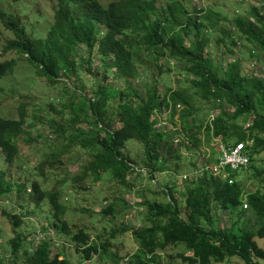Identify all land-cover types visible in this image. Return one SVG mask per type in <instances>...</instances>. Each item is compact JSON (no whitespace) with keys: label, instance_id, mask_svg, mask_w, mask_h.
I'll return each instance as SVG.
<instances>
[{"label":"trees","instance_id":"1","mask_svg":"<svg viewBox=\"0 0 264 264\" xmlns=\"http://www.w3.org/2000/svg\"><path fill=\"white\" fill-rule=\"evenodd\" d=\"M160 2L166 6L159 8ZM263 8L253 4L246 15L234 17L231 28L223 31L230 45H234L232 36L237 33L244 42L264 54ZM208 16L218 15L209 12ZM204 19L193 18L179 0H117L107 5L98 0H59L53 24L43 38L28 35L15 15L6 20L1 18V22L13 35L5 51L23 54L36 69L37 76L50 84L58 83L62 75H76L85 64V71L90 75V54L96 49L102 80L97 83L92 99L82 96L86 104L78 105V110H71V121L79 122L80 115L86 118V113H90L93 128L101 133L89 131L81 135L73 128L67 130H71V138L89 150L92 160L83 166V170L95 174L96 179L100 172H110L121 184H126L131 170L121 149L129 141L143 145L146 168L151 177L155 171H163L169 162L177 164L182 158L181 149L197 154L202 145L213 141L226 145L243 143L249 165L255 156L264 152V79L244 73L237 58L227 61L224 67L216 65L206 53L209 41L204 35V30L211 33L216 29V23L209 29L201 23ZM223 42L218 39L217 48ZM79 46L83 47L82 53ZM142 51L155 62L160 74L163 70L158 64L160 58L175 60L189 79L192 93L187 88H179L161 94L155 79L143 83L144 93L132 87V81L144 78L142 73L148 64V60L139 63ZM228 54L233 55L229 51ZM15 63L14 60L0 62V78L11 74ZM110 75L122 80L125 89L113 90L109 85ZM195 97L217 113L211 123H202L194 130L187 118L198 111L193 102ZM113 98H117L118 103L110 106ZM177 105L185 109L179 119L186 139H178L177 149H173L177 129L172 130L174 134L159 129L156 113L171 110L173 118ZM109 106L116 109L108 116ZM20 112L16 120L0 116V150L9 164L19 154L17 140L25 124L24 113ZM112 118L118 122L119 128H112ZM203 170L201 177L187 181L188 186L180 194L185 206L184 218L173 196V185L165 187L168 198L164 204L156 201L144 203L148 224L133 231L137 249L126 264H151L156 260L157 250L178 244H183L190 253L179 255L187 264L221 263L231 258L244 264L264 261V249L255 241V237L264 238V172L255 173L263 177V188L244 194L241 184L234 178L236 172H230L223 180L215 177L208 168ZM22 189L17 187L18 192ZM9 190L11 186L0 178V194ZM29 194L37 206L44 199L49 202L51 221H54L58 233L80 247L85 260L107 250L105 243L91 240L83 229L70 230L63 219L66 208L59 201L58 191H44L34 181ZM214 206L229 216L239 209L241 215L253 216L260 225L255 230L249 229L248 220H245L237 230L234 229L236 223L231 228H220L213 217ZM100 214L111 217L113 208L108 205ZM10 218L15 225L21 223L16 215ZM27 239L22 234L10 239L12 264L20 261V264H69L65 258L59 259L61 254L52 255L49 241L37 240L30 249L25 244Z\"/></svg>","mask_w":264,"mask_h":264},{"label":"rangeland","instance_id":"2","mask_svg":"<svg viewBox=\"0 0 264 264\" xmlns=\"http://www.w3.org/2000/svg\"><path fill=\"white\" fill-rule=\"evenodd\" d=\"M98 1L102 5H107L117 0ZM179 1L193 18L205 17L201 23L207 25V28L210 29V25L216 23V29L211 33L204 30V35L209 41L206 53L216 65L224 67L227 61L237 58L244 73L258 75L264 79V54L244 42L237 33L232 36L234 45H230V41L223 34V31L231 28L234 17L246 15L250 6L253 4L260 6L264 0H255L252 4L247 0ZM58 3L59 0H0V62L8 60L16 62L12 73L0 78V116L16 120L22 110L25 117L23 133L17 140L19 148L17 158L9 164L0 150V178L6 185L11 186L8 193L0 194V264L13 263L10 239L16 234L28 237L25 243L28 248L31 244L35 245L37 240L49 241L52 255L61 254L59 259L63 257L69 264H126L127 259L137 249L133 231L148 224L144 203L156 201L164 204L167 197L162 188L168 184L173 185L175 187L173 196L177 199L181 216L184 218L185 206L180 194L188 186L187 181L201 177L202 170L213 164L218 155L217 146L214 141L206 143L197 154L181 149L182 158L177 164L169 162L163 171H155L151 177L149 169L146 168L147 160L143 145L129 141L121 149L122 156L130 165L146 171L139 173L129 171L126 184H121L110 172H100L99 178L96 179L95 174L83 170V166L92 160L89 150L84 149L80 141L71 138V130L67 129L73 128L81 135L82 132L87 134L89 131H93L94 134L101 133L93 128L90 113H86V118L80 115L79 122L71 121L73 117L71 110H78V105L86 104L82 96L92 99V94L97 90V83L102 80L101 63L96 49L90 54L92 71L90 75L85 71V64L76 75H62L55 84L38 77L36 69L27 62L23 54L5 51V46L13 39V35L4 28L1 18L6 20L8 16L15 15L28 35L36 39L43 38L53 24ZM165 6L164 2L158 4L159 8ZM209 12L218 16L209 17ZM218 39L224 40L219 48L216 46ZM79 47L82 53L83 47ZM228 51L233 55L230 56ZM145 60H148V64L142 73L144 78L131 82L136 90L144 93L143 83L155 79L161 94L179 88H187L192 93L188 84L189 79L175 60L160 58L158 64L163 69L161 74L155 62L150 61L142 51L139 63L144 64ZM109 85L115 91L125 89L124 82L111 75ZM193 102L198 111L192 112L193 116L187 118V122L195 130L197 126L206 122L211 108L197 97L193 98ZM117 103L118 99L113 98L110 106ZM110 106L108 116L115 113L116 109L115 106L114 108ZM184 110L183 106L176 108L173 118L171 110L156 113V125L159 129L170 130L167 131L169 134H174L175 131L172 130L177 129L173 149H177L178 139L180 141L186 139L179 119ZM111 126L119 128L116 121H112ZM256 172L259 174L264 172V152L255 156L246 169L234 174L244 194L263 188L261 182L263 177L256 176ZM34 181L39 183L44 191H58L59 201L66 208L63 219L71 231L83 229L91 240L105 243L107 250L93 255L91 260H85L82 249L68 237L58 233L54 221H51L52 210L49 202L44 199L37 206L30 199L29 191ZM18 186L23 188L22 191L18 192ZM108 205L113 208V215L104 217L100 211ZM12 215L20 217L21 223L18 225L12 223L10 218ZM247 215H241L238 209L229 216L218 207L213 208V217L220 228H231L236 223L234 229L237 230L243 226V221L248 220L249 229L255 230L260 224L253 216L249 218ZM123 228L126 229L125 232L122 231ZM30 238L35 241H31ZM255 241L264 249V238L255 237ZM180 254L190 255L183 244L168 246L156 251V260L151 264H187L179 258ZM20 263L21 261L18 262ZM259 263L264 264V261L259 260ZM213 264L244 263L237 258H231Z\"/></svg>","mask_w":264,"mask_h":264},{"label":"built area","instance_id":"3","mask_svg":"<svg viewBox=\"0 0 264 264\" xmlns=\"http://www.w3.org/2000/svg\"><path fill=\"white\" fill-rule=\"evenodd\" d=\"M249 3L255 0H248ZM258 6V5H257ZM260 6H264V2L260 3ZM180 106L177 105L176 108ZM216 110L209 112L206 122L211 123L216 116ZM248 126V125H246ZM158 127V126H157ZM217 146L218 155L214 164H211L208 169L211 173L218 178L227 179L230 172H238L246 169L249 165V156L246 153L244 144L226 145L220 141H215ZM130 170L133 172H145L146 170H139L136 167L130 165ZM231 182L230 180L228 181ZM166 192L165 188H162ZM167 197V196H166ZM168 198V197H167Z\"/></svg>","mask_w":264,"mask_h":264}]
</instances>
